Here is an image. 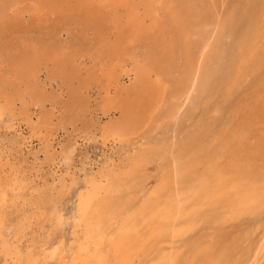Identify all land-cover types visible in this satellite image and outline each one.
I'll return each mask as SVG.
<instances>
[{"label":"rangeland","instance_id":"obj_1","mask_svg":"<svg viewBox=\"0 0 264 264\" xmlns=\"http://www.w3.org/2000/svg\"><path fill=\"white\" fill-rule=\"evenodd\" d=\"M125 1L0 0V264H264V0ZM188 8L194 62L123 124L115 65Z\"/></svg>","mask_w":264,"mask_h":264},{"label":"bare ground","instance_id":"obj_2","mask_svg":"<svg viewBox=\"0 0 264 264\" xmlns=\"http://www.w3.org/2000/svg\"><path fill=\"white\" fill-rule=\"evenodd\" d=\"M108 0H103V2H106ZM145 2V1H144ZM146 4H145V8L146 10L149 12L148 15H150V11L152 10L153 6L155 4H161L164 3L163 0H151V2L146 0ZM88 3L91 6H95L94 3H91L90 1H88ZM128 0L125 1V3L123 4L126 8H128V19H129V23H128V30L130 32H132L133 30H139L138 29V12L136 11V9H134V7L131 6V4H127ZM166 3V2H165ZM164 3V4H165ZM143 4V3H142ZM189 5V4H188ZM190 6V5H189ZM188 6V7H189ZM98 8H102L103 4L101 3L99 6H97ZM199 7V6H198ZM26 8V7H24ZM148 8V9H147ZM168 9V7H166ZM1 9L0 14L2 13ZM99 10V9H98ZM102 10V9H101ZM145 10V9H144ZM169 10H171L169 8ZM27 11V9H26ZM174 14V13H173ZM208 14V13H207ZM147 15V16H148ZM185 15V14H184ZM177 17V16H176ZM144 18H140L141 21H143ZM143 23V22H141ZM140 23V24H141ZM207 24V17L205 14H200L199 16L195 17L194 13L192 10H189V8L187 9V14L185 15L184 19L182 22L174 20L173 23L171 25H173L175 28L176 32L180 33L179 38H175L173 41L166 43L164 41V36L162 37L157 35L156 37H154L153 42H151L150 44L146 43L142 48L144 50H149L148 55H146L145 59L141 62H137L134 61V63H132L131 67H124L122 65V63H118L115 65L114 70H116V68L121 69L120 71H116L115 72V78L117 79V81L124 83L123 81L126 80V78H135V83L136 85L133 87V93H134V98L131 99H125L123 102L121 100V102L119 101L117 103V106H113L116 111L120 112V116L124 119L123 124H127V119L130 120V114H133L135 112H137L138 110H155L158 105L159 102L163 100V95L160 91V86L163 85V83L167 80V77L165 74H163V76L160 74L158 75V80L156 83H153L151 79V72L157 70V68L160 69L159 65H162V60L163 59H169L174 61L175 60V56H176V52L179 46H181V55L183 57V59H185V61L187 62V65H192V63L194 62V57L192 56V46L190 42V40H188L187 36L188 34H191V30H193V28L202 31V29L204 30V28L206 27ZM153 26V24H152ZM156 26H158L156 24ZM140 27V26H139ZM148 28V27H147ZM141 29H145L141 28ZM148 30V29H147ZM146 31V29H145ZM143 33V32H142ZM149 35V34H148ZM190 36V35H189ZM190 38V37H189ZM130 39H128V37H123L120 38L119 40V46L117 47H121L126 45L127 43L131 42L129 41ZM150 41V40H149ZM124 44V45H123ZM201 44V43H200ZM199 46V45H198ZM18 47V46H17ZM152 49V50H151ZM12 51V50H11ZM14 52V51H13ZM16 52V51H15ZM18 52V51H17ZM23 52V51H22ZM131 52V51H130ZM117 54V53H116ZM119 54V53H118ZM6 55V54H5ZM25 56V55H24ZM144 57V56H143ZM119 58V57H118ZM138 58V56H137ZM141 58V57H140ZM182 59V58H181ZM22 60V59H20ZM119 60V59H118ZM132 60V59H131ZM179 61V60H178ZM182 61V60H181ZM10 62V61H9ZM133 62V61H132ZM168 62V61H166ZM180 62V61H179ZM130 63V62H129ZM160 63V64H159ZM172 63V62H169ZM168 63V64H169ZM182 63V62H181ZM165 64V63H164ZM176 64V62H175ZM180 64V63H179ZM10 65V64H9ZM167 65V64H166ZM186 65V64H184ZM183 65V67H184ZM178 66V64L176 65V67ZM171 67V64H170ZM175 69V68H173ZM184 69V68H183ZM194 69V68H193ZM118 70V69H117ZM162 70V69H161ZM170 70V69H169ZM178 71V69H176ZM181 70V69H180ZM187 70V68H186ZM173 71V70H172ZM183 71V70H181ZM192 71V70H191ZM159 72V71H158ZM193 72V71H192ZM167 73V72H166ZM172 73V72H171ZM175 73V72H174ZM153 74V73H152ZM179 74V73H177ZM1 75V74H0ZM180 76V75H179ZM4 76H2L3 78ZM1 78V79H2ZM174 78V76H173ZM166 79V80H165ZM169 82V81H168ZM173 82V81H172ZM169 86V85H168ZM4 87V86H3ZM163 87V86H162ZM6 90V89H5ZM164 90V89H163ZM169 90V89H168ZM129 91V90H128ZM154 91L153 95L151 96V93ZM167 93V92H164ZM166 95V94H165ZM163 104V103H162ZM161 104V105H162ZM178 104V103H177ZM111 111V110H110ZM108 112V111H106ZM149 113L155 114L156 112L154 111V113L151 111ZM165 113V112H164ZM151 115V114H150ZM151 115V116H152ZM129 117V118H128ZM121 120V118L118 120V122ZM134 121V120H133ZM136 121V120H135ZM130 122V121H128ZM113 123V122H112ZM120 123V122H119ZM110 124V123H109ZM114 124V123H113ZM121 124V123H120ZM111 125V124H110ZM117 125V124H116ZM116 125L114 126L116 128ZM108 126V124H107ZM112 127V125H111ZM110 127V128H111ZM119 127V126H117ZM133 127V126H132ZM106 128V127H105ZM109 128V127H108ZM120 128V127H119ZM114 129V128H112ZM117 129V128H116ZM131 129V127H130ZM116 131V130H115ZM114 131V132H115ZM122 131V129H121ZM129 131V130H128ZM106 132V131H104ZM112 133V132H111ZM118 132L116 131V133H114L115 135ZM109 135V132L107 133ZM106 134V135H107ZM122 134V133H121ZM120 135V134H119ZM124 135V134H123ZM111 136V135H110ZM116 137V136H115ZM118 137V136H117ZM122 137V136H121ZM137 171V170H136ZM164 188V187H163ZM162 188V189H163ZM119 216V215H118ZM103 217V216H102ZM264 249V246L262 247ZM82 260V259H81ZM84 262V261H82ZM67 264V263H65ZM79 264H84V263H79Z\"/></svg>","mask_w":264,"mask_h":264}]
</instances>
